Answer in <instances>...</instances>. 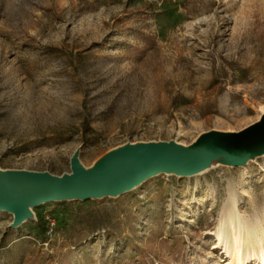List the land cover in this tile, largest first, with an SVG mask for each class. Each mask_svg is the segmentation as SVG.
<instances>
[{"label": "rangeland", "instance_id": "rangeland-1", "mask_svg": "<svg viewBox=\"0 0 264 264\" xmlns=\"http://www.w3.org/2000/svg\"><path fill=\"white\" fill-rule=\"evenodd\" d=\"M262 106L264 0H0L1 169L61 175L78 148L89 167L128 142L241 130ZM254 160L243 183L239 166L217 165L41 204L17 228L0 211V264H229L225 221L216 245L227 187L264 232Z\"/></svg>", "mask_w": 264, "mask_h": 264}, {"label": "water", "instance_id": "water-1", "mask_svg": "<svg viewBox=\"0 0 264 264\" xmlns=\"http://www.w3.org/2000/svg\"><path fill=\"white\" fill-rule=\"evenodd\" d=\"M80 148L70 158V171L0 168V211L12 215L10 228L34 219L33 208L58 201L117 197L159 174L191 176L212 165L243 166L264 155V112L238 131L210 130L189 144L170 141L125 143L85 167Z\"/></svg>", "mask_w": 264, "mask_h": 264}, {"label": "bare ground", "instance_id": "bare-ground-1", "mask_svg": "<svg viewBox=\"0 0 264 264\" xmlns=\"http://www.w3.org/2000/svg\"><path fill=\"white\" fill-rule=\"evenodd\" d=\"M261 108L264 112V106ZM247 164L248 163L243 166H239L241 170L242 183L250 178V173L247 170ZM214 166L217 165H212L211 167ZM242 192L244 195L251 198L246 190H242ZM236 196L237 195L233 189L227 187L225 203L222 204L219 211L216 245L220 244L222 242V238L226 235V232L220 229V225L225 221L229 225L231 244L229 246L224 245L222 254L225 258L229 257V264H264V244H262L264 232L261 231L259 235H252L254 231L252 224L245 219L238 218L240 213H243V211L239 208ZM227 201L229 202L227 203ZM244 235H249L247 243L250 244V247L245 251L243 250L245 239Z\"/></svg>", "mask_w": 264, "mask_h": 264}, {"label": "trees", "instance_id": "trees-1", "mask_svg": "<svg viewBox=\"0 0 264 264\" xmlns=\"http://www.w3.org/2000/svg\"><path fill=\"white\" fill-rule=\"evenodd\" d=\"M89 264H93V263H89Z\"/></svg>", "mask_w": 264, "mask_h": 264}]
</instances>
